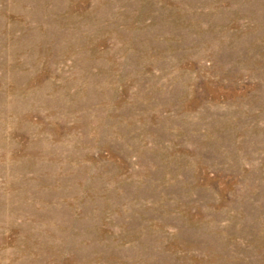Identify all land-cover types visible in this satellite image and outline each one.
<instances>
[{"label":"rangeland","instance_id":"374dc122","mask_svg":"<svg viewBox=\"0 0 264 264\" xmlns=\"http://www.w3.org/2000/svg\"><path fill=\"white\" fill-rule=\"evenodd\" d=\"M0 264H264V0H0Z\"/></svg>","mask_w":264,"mask_h":264}]
</instances>
